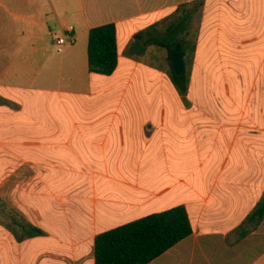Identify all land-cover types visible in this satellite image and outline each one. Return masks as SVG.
I'll list each match as a JSON object with an SVG mask.
<instances>
[{
  "label": "crops",
  "instance_id": "crops-1",
  "mask_svg": "<svg viewBox=\"0 0 264 264\" xmlns=\"http://www.w3.org/2000/svg\"><path fill=\"white\" fill-rule=\"evenodd\" d=\"M194 1L0 0V101L8 102L0 125H18L9 107L20 105L13 91L23 86L10 82L25 81L31 66L48 65L50 76L72 83L73 116L72 125L23 122L22 142L7 151L11 201L44 235L0 245L6 264H94L97 235L178 206L192 235L149 264H211L210 257L239 264L237 251L213 243L229 234L217 230L221 221L247 207L250 166L245 173L239 163H250V125H260L264 138V0L204 1L189 26L194 49L181 96L167 52L149 45L150 36L134 37L152 27L163 35ZM107 24L115 26L118 55L110 76L87 65L89 31ZM70 27L72 45L48 56V38ZM136 41L142 53L132 52ZM56 104L66 107L63 99ZM224 154L236 163L226 182L222 169L210 168ZM251 264H264V255Z\"/></svg>",
  "mask_w": 264,
  "mask_h": 264
},
{
  "label": "trees",
  "instance_id": "trees-1",
  "mask_svg": "<svg viewBox=\"0 0 264 264\" xmlns=\"http://www.w3.org/2000/svg\"><path fill=\"white\" fill-rule=\"evenodd\" d=\"M204 1L195 0L181 6L163 35L155 36L156 27H152L134 37V40L142 41L144 36H150L149 45L167 52L169 78L181 96H186L188 92L190 80L186 59H191L194 49L189 39V26L199 16ZM178 53L185 58L181 77H176L171 68V57ZM117 63L114 24L92 28L87 43L89 72L110 76L116 70ZM11 218L12 224L7 228L16 242L44 235L27 222ZM263 222L264 197L231 234L235 235V241H241L256 232ZM15 227H19L20 231ZM192 232L189 216L182 206L150 215L97 235L94 239V264H149L190 237Z\"/></svg>",
  "mask_w": 264,
  "mask_h": 264
},
{
  "label": "rangeland",
  "instance_id": "rangeland-1",
  "mask_svg": "<svg viewBox=\"0 0 264 264\" xmlns=\"http://www.w3.org/2000/svg\"><path fill=\"white\" fill-rule=\"evenodd\" d=\"M58 38H65V34L61 29L58 33L53 34L47 40L46 45L49 50V54H47L52 58L61 57V55H63V50L68 49L72 45V43L67 42L65 46L60 47L57 44ZM154 57L157 60L161 59V55L159 53ZM168 65L169 64L167 62L166 66ZM39 68L40 70H38ZM48 71V65H43L41 67L31 66L28 70H26L27 76L25 77V81L10 82L18 86H23V88L21 91H13V94L19 97L20 105L18 106V104H14L9 107L10 110L16 112V115L9 116L10 118L13 117L14 122L18 125H0V245H4V248L9 245V242H16L12 232L7 228L8 225L12 224L11 217L19 219L20 222H26L22 216L21 210H19L11 201V194L9 193L10 189L7 185V175L9 173L8 166L10 165V163L7 162V151L12 148L11 145L13 143L17 141L22 142L20 135H22V128L26 125L34 124L35 122H40L45 125H55L56 123L58 125H72V96L69 94V92H71L72 83L67 80L60 81L57 77L50 76ZM66 77L67 76H65L64 79ZM259 89L258 83L255 91L257 92ZM61 99H63L66 103L65 108L56 104V101ZM253 100H255V98L252 99V102ZM7 103L8 102H6V100L4 101V99L3 101H0L1 106H5ZM6 117L7 114H1L0 119L3 118L1 123L7 121ZM23 122L26 125H24ZM250 128L254 133H256L255 136L253 135L250 137V163L248 164L247 161L239 163L240 171L247 173L250 170V193L247 207L239 209L234 213V215L231 214L232 217L230 219H223L221 221V223L217 226V230L223 229L227 233L229 232L228 235L230 236H224L222 243L218 241L213 243L216 245L217 249L218 247H221L223 250H226L227 253H230L227 248L237 251L239 264H251L256 259L264 255V222L256 232L238 242L235 241V235L230 232L245 220L247 217L246 216L244 218L245 213L248 212V210L251 211L255 207L256 203L264 197V161L261 159L264 151V138L263 132L261 131L262 127L260 125H250ZM225 154L223 155V158L216 155L214 161L210 163L212 173L219 172L220 169H222L221 180L224 182H226V180H230L228 178L229 175L227 174H230L231 169L236 166L235 161H233L231 157L226 161L224 160V157L226 156ZM249 166L250 168L248 170ZM210 182L211 179H208L206 181L207 185H202L200 188L203 194H208ZM233 192L230 191V193H228L227 203L224 201L227 208H230L233 204ZM19 204L21 205V202ZM213 205L214 196L210 198L207 207L210 208ZM15 228L20 231L19 227ZM210 261L211 264H215L214 257H210ZM32 262L35 261L30 259V262L26 261V264H34ZM6 263L7 258L0 257V264Z\"/></svg>",
  "mask_w": 264,
  "mask_h": 264
},
{
  "label": "water",
  "instance_id": "water-1",
  "mask_svg": "<svg viewBox=\"0 0 264 264\" xmlns=\"http://www.w3.org/2000/svg\"><path fill=\"white\" fill-rule=\"evenodd\" d=\"M144 49L141 44L136 41L134 42L132 52L134 54L142 53ZM171 68L176 77H181L183 74V56L182 54H174L171 57Z\"/></svg>",
  "mask_w": 264,
  "mask_h": 264
},
{
  "label": "built area",
  "instance_id": "built-area-1",
  "mask_svg": "<svg viewBox=\"0 0 264 264\" xmlns=\"http://www.w3.org/2000/svg\"><path fill=\"white\" fill-rule=\"evenodd\" d=\"M72 32H73V29L70 27L68 30H67V35L65 36V38H59L57 40V44L59 46H64L67 42L71 43L72 42Z\"/></svg>",
  "mask_w": 264,
  "mask_h": 264
}]
</instances>
